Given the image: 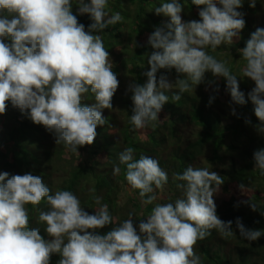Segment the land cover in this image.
I'll list each match as a JSON object with an SVG mask.
<instances>
[{
    "label": "clouds",
    "instance_id": "9594fccd",
    "mask_svg": "<svg viewBox=\"0 0 264 264\" xmlns=\"http://www.w3.org/2000/svg\"><path fill=\"white\" fill-rule=\"evenodd\" d=\"M191 2L204 6L198 21L182 22L184 6L180 0L154 9L170 22L157 27L148 38L155 51L148 59L147 82L128 85L133 103L130 123L137 129L159 119L158 113L169 101L161 90L175 85L179 92L172 100L179 101L182 93L204 81L206 72L226 80L232 102H247L227 62L206 51L209 46L215 50L238 38L245 27L244 14L238 11L243 0ZM107 5L108 0H76L78 14H87L92 21L86 30L72 12L73 0H0V115L6 113L10 102L34 124L52 133L56 144L74 152L93 144L97 126L107 123L102 110L112 109L120 83L102 37L94 34L123 19L118 12L110 15ZM255 6L256 0H250V7ZM238 51L246 62L243 76L255 84L248 93L260 121L255 127L264 133V29L252 32L246 46ZM161 69H175L184 78L172 83L161 75L158 80ZM88 92L94 95V103H82ZM133 153L129 147L119 155L120 163L126 165V181L131 189L139 190L143 204H151L156 200L155 195H148L154 192L153 185L162 189L168 174L158 160L143 155L134 160ZM253 157L255 167L264 175V149L255 151ZM113 172L119 174V166ZM174 178L184 182L177 185L184 190V198L174 204H156L146 220L141 219L139 232L130 214L100 234L97 230L113 223L107 204L89 214L73 192L57 190L52 194L40 176L2 172L0 264H50L53 254L60 256L57 264H201L194 247L209 230L225 237L233 235V222L219 218L213 199L224 181L215 171L191 166ZM44 199L50 210L41 211L39 221L46 223L51 239H45L39 228L28 226L26 205L36 206ZM100 200L95 197L97 204ZM241 203L257 211L249 200ZM235 223L239 235L248 241L264 235V230L246 228L240 218Z\"/></svg>",
    "mask_w": 264,
    "mask_h": 264
},
{
    "label": "trees",
    "instance_id": "16d2710c",
    "mask_svg": "<svg viewBox=\"0 0 264 264\" xmlns=\"http://www.w3.org/2000/svg\"><path fill=\"white\" fill-rule=\"evenodd\" d=\"M166 2L170 0H108L106 11L110 15L118 12L123 19L94 34L102 37L120 83L112 98V109L102 110L107 123L97 126L93 144L79 147L77 152L56 144L52 133L43 125L34 124L9 102L6 113L0 115V173L40 176L52 194L57 190L73 192L89 214L107 204L113 223L97 230L106 234L130 214L139 232L141 219L146 220L156 204H174L184 198V190L177 187L184 182L176 180L175 174H182L189 166L208 168L224 181L213 199L219 218L233 222V235L225 237L215 229L209 230L210 234L194 247L201 264H264V235L257 241H248L239 235L235 223L240 218L246 228L264 230V175L255 167L253 157L255 151L264 149V133L255 127L260 121L248 99L255 84L243 76L246 62L238 51L246 46L252 32L264 29V0H256L254 8L250 7V0H243L238 11L244 14L245 27L238 38L215 50L210 46L206 49L217 60L227 62L247 102L244 105L232 102L226 80L206 72L204 81L192 85L179 101L172 100L173 94L179 92L175 85L170 90H161L169 101L158 113L159 119L137 129L130 123L133 103L132 93L127 89L130 83L147 82L148 59L155 51L148 38L157 27L170 22L169 17L155 14L154 9ZM180 3L184 6L182 22L200 19L198 13L204 6L193 5L191 0ZM72 12L87 30L92 21L87 14H78L76 0ZM161 75L172 83L184 78L175 69L159 70L158 80ZM94 102L91 92L84 95L82 103ZM249 120L251 123H246ZM129 147L134 150V160L142 155L152 157L168 174V182L162 189L153 185L154 192L148 195H155L156 200L151 204H143L139 190L131 189L126 181V165L120 163L119 155ZM115 166H119V174H114ZM216 196L223 200L217 201ZM95 197L101 198L99 204ZM248 200L256 205L257 211L241 203ZM26 209L29 228H39L45 239H51L45 231L46 223L39 221L40 212L50 210L47 200L36 206L27 204ZM59 259L58 254H53L50 264H57Z\"/></svg>",
    "mask_w": 264,
    "mask_h": 264
},
{
    "label": "rangeland",
    "instance_id": "374dc122",
    "mask_svg": "<svg viewBox=\"0 0 264 264\" xmlns=\"http://www.w3.org/2000/svg\"><path fill=\"white\" fill-rule=\"evenodd\" d=\"M188 132H189V131H188ZM190 132H191V131H190ZM67 159H69V158H67ZM215 199H216L217 201H222V200H223L221 196H216Z\"/></svg>",
    "mask_w": 264,
    "mask_h": 264
}]
</instances>
